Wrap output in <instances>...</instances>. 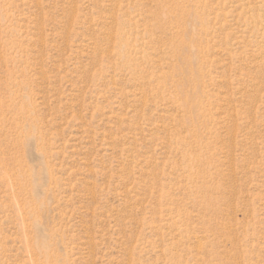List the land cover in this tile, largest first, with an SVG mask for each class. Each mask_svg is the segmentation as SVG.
<instances>
[{
    "label": "rangeland",
    "instance_id": "obj_1",
    "mask_svg": "<svg viewBox=\"0 0 264 264\" xmlns=\"http://www.w3.org/2000/svg\"><path fill=\"white\" fill-rule=\"evenodd\" d=\"M0 264H264V0H0Z\"/></svg>",
    "mask_w": 264,
    "mask_h": 264
}]
</instances>
